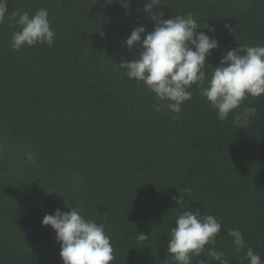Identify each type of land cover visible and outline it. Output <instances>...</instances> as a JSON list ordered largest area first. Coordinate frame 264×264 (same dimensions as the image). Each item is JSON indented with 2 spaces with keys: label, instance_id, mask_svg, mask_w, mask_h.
Segmentation results:
<instances>
[{
  "label": "trees",
  "instance_id": "trees-1",
  "mask_svg": "<svg viewBox=\"0 0 264 264\" xmlns=\"http://www.w3.org/2000/svg\"><path fill=\"white\" fill-rule=\"evenodd\" d=\"M144 3L8 0L9 14L47 9L55 37L51 46L14 51L19 29L0 24V264H62L55 233L41 221L73 207L105 226L111 264H174L169 232L185 210L222 225L192 264H218L208 247L240 264L246 249L234 251L230 229L264 261V95L244 99L237 111L255 107L256 117L243 125L233 113L219 120L195 86L178 115L154 111V95L117 68L141 50L125 46L132 30L154 28ZM157 7L164 20L192 13L199 31L218 40L209 77L228 50L264 45V0Z\"/></svg>",
  "mask_w": 264,
  "mask_h": 264
},
{
  "label": "clouds",
  "instance_id": "clouds-1",
  "mask_svg": "<svg viewBox=\"0 0 264 264\" xmlns=\"http://www.w3.org/2000/svg\"><path fill=\"white\" fill-rule=\"evenodd\" d=\"M7 2L0 0V24L7 20L19 29L12 33L10 40L14 51L54 43L55 32L47 9L40 8L35 13L12 11L9 14ZM120 2L124 9L131 7L130 0ZM158 4L159 0H145L142 11L154 23V28L149 33L143 26L132 30L125 46L131 50L139 45L141 50L135 59L122 61L117 68L129 80L142 84L154 95L156 112L167 109L178 115L182 106L193 99L191 89L195 86L219 120H226L230 113L234 114L233 123L236 125L247 124L255 118V107L237 110L246 97L264 95V45H240L228 50L209 77L205 70L208 66L206 60L219 47L218 40L199 31L192 13L162 19L159 11L153 13V9L160 8ZM26 158L31 161L33 156L28 153ZM174 225L170 228L167 245V254L174 264H192V259L200 257L206 246L215 244L222 227L216 217L201 215L198 210L179 213ZM45 226L55 233L62 264H111L115 259L105 226L85 219L78 207L46 214L41 221V227ZM227 235L232 238L234 251L246 249L239 257L240 264H264L260 256L247 247L239 229H230ZM147 238L144 234L138 235L141 241ZM206 254L218 264H229L225 253L214 247H208ZM199 264L205 262L200 260Z\"/></svg>",
  "mask_w": 264,
  "mask_h": 264
}]
</instances>
